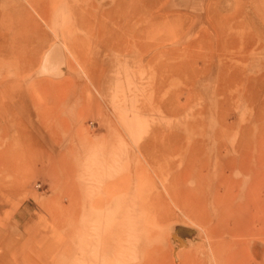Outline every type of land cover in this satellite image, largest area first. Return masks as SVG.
<instances>
[{
	"label": "rangeland",
	"instance_id": "obj_1",
	"mask_svg": "<svg viewBox=\"0 0 264 264\" xmlns=\"http://www.w3.org/2000/svg\"><path fill=\"white\" fill-rule=\"evenodd\" d=\"M20 1L32 13L21 34L29 41L16 55L0 52V89L14 95L0 92V157L31 142L39 161L16 174L0 162V222L36 248L28 263L18 255L0 264L203 257L207 216L182 195L207 193L199 171L217 134L235 144L257 115L264 120V0H43L42 14ZM111 8L128 12L141 36L111 22ZM143 211L159 218L145 257L128 233ZM175 225L195 229L196 240L188 246ZM108 232L109 246L88 250Z\"/></svg>",
	"mask_w": 264,
	"mask_h": 264
},
{
	"label": "bare ground",
	"instance_id": "obj_2",
	"mask_svg": "<svg viewBox=\"0 0 264 264\" xmlns=\"http://www.w3.org/2000/svg\"><path fill=\"white\" fill-rule=\"evenodd\" d=\"M26 1L32 9L42 14L43 0ZM126 1L118 0V5L125 6ZM107 15L111 17V22L115 24H119L118 22L126 24L123 30L130 36L135 37L137 33H140L141 36L143 30L138 26L136 20H131L132 16L128 12L121 11L117 13L116 9L111 8L108 10ZM31 17L32 13L22 1L0 0V40L3 44L0 52L7 56L16 55L20 48L19 45L29 41L27 36L24 39L21 34L25 31L24 29L27 27ZM97 22L99 25L103 23L102 21L99 22V20ZM120 28L122 31L121 26ZM0 92L4 93L3 96L0 93L2 98L9 97L11 100L14 96L8 87L1 88ZM4 104V101H0V118L3 115V111H6V105ZM137 116H140V114ZM29 117H31L30 114ZM263 121L261 120L260 122V116L257 115L253 121L255 127H243L240 131V140L235 144L228 145L222 139L220 133L215 136L213 141L211 139L212 149L210 150L209 158L204 160L199 171L201 174L204 171L207 172L205 175L206 180L199 179L197 183V186L204 187L203 190H207V193L196 195L190 190L184 192L182 195L188 206H190V202H193V208L201 212L205 211L204 213L209 222L206 233L208 234L210 250L204 251L202 254L203 257L201 258L194 256L187 257L186 261L182 264H264ZM38 132L40 133L39 130ZM38 132L36 133L35 131L36 134H39ZM21 144L22 151L20 154L15 153L12 150V144H9L0 157V162L5 165L4 169H7L10 174L28 170L39 161V158L33 156L31 153L34 148V143L22 142ZM200 144L197 141L195 142V146H200ZM145 148L146 144H142L139 150L143 151ZM5 191L8 194H13L15 189L10 190L7 187ZM172 193L177 196L176 192L172 191ZM69 211L74 212L75 207L73 206ZM128 216H132V214L129 213ZM88 219L90 218L86 216L85 220ZM156 219L159 218L153 217L150 213L146 214L143 211L135 216L130 230H128V233L133 235L134 242L144 257L154 252L150 248L154 239L152 226ZM3 229H5V226L3 227V224L0 222V249L3 250L0 254V260L3 259L6 261L8 260V256L13 258L20 255L18 257H22V260L28 263V258L36 247L29 242L30 240L28 238L18 240L11 237V235H4ZM124 230L122 226L120 231L122 232ZM111 236L112 234L108 232L105 238H103V242L100 236L98 244L92 247L88 246V250L96 249L99 245L107 246L108 242H110V239L107 237ZM182 242L184 244L182 246H185L186 243L179 238L178 243L181 245ZM37 251L39 252V250ZM38 252L37 254H39ZM171 253V263L176 264L179 261L178 255L175 252ZM35 256L37 257V255ZM170 257L171 255H169ZM158 259L160 258L158 257ZM107 261L103 260L101 264L112 263L115 259H107Z\"/></svg>",
	"mask_w": 264,
	"mask_h": 264
},
{
	"label": "water",
	"instance_id": "obj_3",
	"mask_svg": "<svg viewBox=\"0 0 264 264\" xmlns=\"http://www.w3.org/2000/svg\"><path fill=\"white\" fill-rule=\"evenodd\" d=\"M62 60L60 61V63L58 61L57 66L59 65V67H60L63 64ZM54 62H56V61H54ZM44 64H45V60H44ZM43 69L45 71L42 70L41 74H48V75H52V76L57 75V74L53 73L52 69L49 71L46 70V67ZM173 228L177 233H179L182 236V238L185 239L184 241L188 244V246H190L192 244V242H194L198 236V232L195 229H191V228L184 227L181 225H175V226H173ZM181 245H184L183 242Z\"/></svg>",
	"mask_w": 264,
	"mask_h": 264
}]
</instances>
